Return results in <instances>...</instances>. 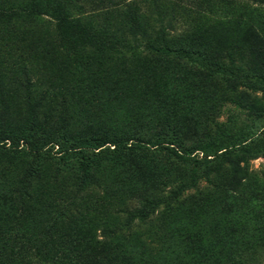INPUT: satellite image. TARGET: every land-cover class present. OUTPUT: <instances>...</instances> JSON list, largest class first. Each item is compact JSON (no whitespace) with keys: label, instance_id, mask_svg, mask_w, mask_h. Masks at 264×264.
I'll list each match as a JSON object with an SVG mask.
<instances>
[{"label":"rangeland","instance_id":"obj_1","mask_svg":"<svg viewBox=\"0 0 264 264\" xmlns=\"http://www.w3.org/2000/svg\"><path fill=\"white\" fill-rule=\"evenodd\" d=\"M132 1L0 0V131L128 146L91 152L84 178L56 144L35 160L26 145L0 142V264H264V156L240 155L248 173L234 182L239 152L196 150L264 129L249 107L264 89L227 90L264 50V4L160 6L173 48L225 68L210 73L180 54L131 48L128 27L150 35L156 14Z\"/></svg>","mask_w":264,"mask_h":264},{"label":"trees","instance_id":"obj_2","mask_svg":"<svg viewBox=\"0 0 264 264\" xmlns=\"http://www.w3.org/2000/svg\"><path fill=\"white\" fill-rule=\"evenodd\" d=\"M167 0H143V3L146 6H153L154 10L156 11V14H154L152 18L153 22V33L145 35L142 31L138 30L135 26L134 27H128L130 30V34H125L126 37H128L133 42V45L131 48H138L143 46L144 48H147L153 52L156 53H162V54H180L185 56L190 61L196 62L200 64L202 67L206 68L210 73H215L219 71H223L225 68L221 67L219 64L210 62L207 58L204 56L198 55L196 52L186 50V49H175L170 44V38L168 36L174 32V24L172 18L169 16V14L166 12V10H163L162 7L164 2ZM260 3L264 4V0H255ZM148 3V4H147ZM22 4H19L21 6ZM70 6H82L79 3H74ZM127 6H135L134 8H137L139 5L134 0L132 2H129ZM138 15V11H137ZM88 17V16H86ZM137 17V16H136ZM82 19H85L83 17ZM98 20V17L97 19ZM65 23H68L65 21ZM127 31V29H124L122 32V35ZM120 34V33H119ZM251 68L253 70L252 73L246 74L244 76H241L240 78L229 80L228 83V91H236L240 88V86H243L246 84V82H249V85L254 89H264V50H261L259 48H254L252 50V59L250 61ZM237 76H239V73H236ZM258 98L257 103L252 102L250 104V108L255 112V114H263L264 113V96L256 97ZM33 127V126H32ZM256 126L252 125L249 128H245L244 130L234 133L232 135H225L223 137L222 142H209L205 145L199 146L196 148V150H200L203 153H205V159L208 158V156L213 155L214 153H227V152H239L240 154H237L235 159L231 160L230 168L231 172L233 174V181L238 182L237 180L243 179L247 175V170L243 166L240 165V162L242 161L240 159V155L242 154H251L253 151L258 150L261 152V154L264 156V129L261 130V134L257 133ZM2 141H9L13 146H20L26 145L33 153L34 159L36 160V157L38 153L42 150L44 146L47 145H58V148L61 152L67 153V156H74L78 158L81 161V168L83 177L86 178V176L89 175V169L93 163V158L91 156V152L96 151L99 152L102 149L107 146V144L114 142L115 145L121 144L125 147L127 146V142L123 141H116L111 140L108 137L105 138H99V137H88V138H82L80 140H77L72 146L69 145L67 142L66 137L63 135V138L61 141L56 143L54 139L51 137H46L44 134L40 133L36 128H33L30 130L29 134L27 136H11L8 134L4 129L0 131V142ZM170 144H174L172 140L163 141ZM133 145L137 144V142H132ZM161 142L159 140H156L153 142V146L160 145ZM166 146V148L170 151V153L176 157H178L181 160H186L187 157L182 154L181 152H178V150L175 149V146ZM138 147V145H135ZM215 146L214 153L208 154L210 151V148ZM91 150V151H90Z\"/></svg>","mask_w":264,"mask_h":264}]
</instances>
